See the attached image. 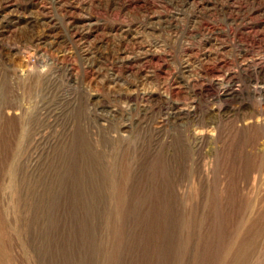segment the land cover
Here are the masks:
<instances>
[{
  "label": "rangeland",
  "instance_id": "obj_1",
  "mask_svg": "<svg viewBox=\"0 0 264 264\" xmlns=\"http://www.w3.org/2000/svg\"><path fill=\"white\" fill-rule=\"evenodd\" d=\"M0 264H264V0H0Z\"/></svg>",
  "mask_w": 264,
  "mask_h": 264
}]
</instances>
